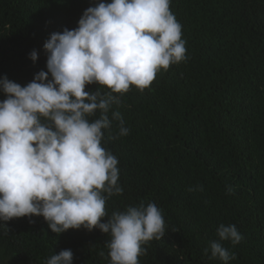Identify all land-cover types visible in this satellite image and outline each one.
I'll return each mask as SVG.
<instances>
[{"label":"trees","instance_id":"obj_1","mask_svg":"<svg viewBox=\"0 0 264 264\" xmlns=\"http://www.w3.org/2000/svg\"><path fill=\"white\" fill-rule=\"evenodd\" d=\"M96 2L0 0V78L24 86L47 71L44 43L75 29ZM170 11L182 26L187 59L112 106L109 117L120 112L129 133L118 135V121L104 130L123 189L106 201L108 215L141 203L162 210L166 233L143 246L140 264H222L205 254L222 223L243 236L235 246L223 242L235 254L229 264H264V0H171ZM96 89L108 91L85 87ZM5 226L0 264H46L65 249L73 264H109L111 237L98 229L59 235L39 216Z\"/></svg>","mask_w":264,"mask_h":264},{"label":"clouds","instance_id":"obj_2","mask_svg":"<svg viewBox=\"0 0 264 264\" xmlns=\"http://www.w3.org/2000/svg\"><path fill=\"white\" fill-rule=\"evenodd\" d=\"M170 3L97 0L75 29L54 32L44 43L47 71L24 86L0 78L5 96L0 100V223L39 216L59 235L98 229L111 237L109 264H140L143 246L165 235L155 203L108 215L106 201L123 189L118 159L102 141L113 121L119 136L129 133L120 112L109 117L120 97L133 86L143 92L158 72L187 59L182 26ZM29 58L35 62L37 52ZM92 84L108 91H86ZM216 235L205 254L229 264L235 254L223 242L235 246L243 236L235 225L223 223ZM46 264H73V252L61 250Z\"/></svg>","mask_w":264,"mask_h":264}]
</instances>
